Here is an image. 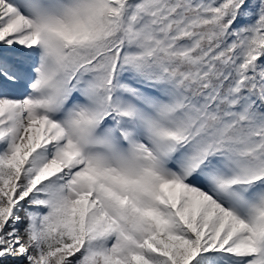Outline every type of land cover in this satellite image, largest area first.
I'll list each match as a JSON object with an SVG mask.
<instances>
[{"label": "snow or ice", "instance_id": "snow-or-ice-1", "mask_svg": "<svg viewBox=\"0 0 264 264\" xmlns=\"http://www.w3.org/2000/svg\"><path fill=\"white\" fill-rule=\"evenodd\" d=\"M0 264H264V0H0Z\"/></svg>", "mask_w": 264, "mask_h": 264}]
</instances>
